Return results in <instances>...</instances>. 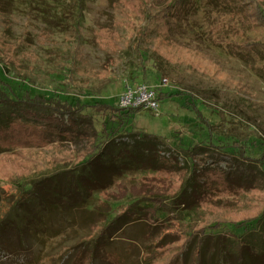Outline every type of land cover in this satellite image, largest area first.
<instances>
[{
  "label": "rangeland",
  "instance_id": "obj_1",
  "mask_svg": "<svg viewBox=\"0 0 264 264\" xmlns=\"http://www.w3.org/2000/svg\"><path fill=\"white\" fill-rule=\"evenodd\" d=\"M127 1L0 0V91L12 98L29 94L79 105L96 132L97 155L91 159V173H95L96 185H104L105 190L92 194L89 206L80 205L87 218L82 222L61 219L59 225L49 226L54 228L52 233L45 226L38 236L33 229L1 232L0 264H76L80 253L98 241L99 227L95 226L107 227L129 205L142 202L145 194L162 191L149 184L156 171L157 154L170 155L189 166L188 149L206 146L208 155H218V161L208 158L206 163L214 162L231 172L235 181H239L235 160L264 172V28L243 26L239 16L211 0H190V10L170 19L167 46L155 25L143 30L146 18H132ZM168 1L147 0L141 3L142 12L160 13ZM220 25L223 31L218 38L234 36L235 54L224 43L213 41L210 31ZM244 41L259 46L246 51L241 46ZM164 52L168 58L160 56ZM127 84H143L166 96L161 97L157 109L141 108L121 130L119 101ZM131 137L140 142L131 144ZM237 140L247 159L233 148L213 149L208 145L214 141L222 147ZM62 144L78 150L86 139ZM100 150L121 160L132 151L138 153L134 157L137 166L126 167L124 160L119 166L116 160L102 165ZM50 151L44 154L51 155ZM34 156L41 159L42 155ZM195 158L204 162L200 154ZM72 168L63 164L29 177L0 180V206L33 184ZM240 172H244L243 167ZM200 192H183L175 200L165 198L167 210L158 212V227L151 228L145 220L126 227L130 219L116 224L120 229L110 237H124L125 233L128 240L109 245L108 251L119 256L118 264H143L141 257L151 251L160 225L179 221L192 232L202 221L205 212L197 202ZM233 230V226L223 225L206 231L209 237L204 264H220L224 251L217 243L213 254L208 247L210 239L214 235L230 236ZM236 232L240 234L242 229ZM170 240L164 237L161 242ZM193 246L194 241L187 248L189 260ZM226 257L237 264L232 253ZM248 258V264H258L250 253ZM94 264L107 263L97 258Z\"/></svg>",
  "mask_w": 264,
  "mask_h": 264
},
{
  "label": "trees",
  "instance_id": "obj_2",
  "mask_svg": "<svg viewBox=\"0 0 264 264\" xmlns=\"http://www.w3.org/2000/svg\"><path fill=\"white\" fill-rule=\"evenodd\" d=\"M211 1L223 7L228 13L239 16L243 26L250 29L264 28L262 0ZM146 2L147 0L127 1V5L129 4L132 9V18L145 17L147 22L143 30H151L150 26L155 25L157 27L155 30L161 32L163 44L168 46L170 43L167 36L169 21L174 16L190 10V0H169L160 13L147 9L142 12L144 8L141 3ZM222 31V25L211 29L210 35L212 34L213 41L217 42V45L224 43L228 51L235 54L234 36L219 39L218 35ZM238 32L241 33L240 29ZM241 46L246 51H255L259 45L256 42L244 41L241 42ZM160 56L168 58L165 52ZM162 96L166 95L157 94L158 102L161 101ZM139 110L140 108H120L119 111L123 114L118 127L122 130L125 121ZM81 111L79 105L73 106L67 102L57 103L53 99L29 94L12 98L0 91V180L29 177L35 173L40 174L45 170H51L57 165L71 164L73 167L68 173L61 171L62 173L45 178L43 182L33 184L29 190L17 193L9 204H2L0 235L5 231L15 233L20 230L24 233L33 229V234L38 236L41 227L50 228L49 226H53V223L59 225L61 219L75 222L87 219L80 205L89 206L88 202L92 194L103 193L105 190L104 185H96L95 173H91L93 171L91 159L96 154L94 152L96 132L91 119L82 115ZM77 138L86 139V144L78 150L70 149L62 144L63 141H72ZM130 139L131 144L140 142L134 137ZM208 145L213 149L233 148L241 158L247 159L238 140L222 147L214 141H208ZM101 150L98 156L102 165L109 166L116 160L118 164L116 165L119 166V163L124 160L127 162L126 167L137 166L134 163V157H137L138 153L132 151L129 155H124L121 160L103 154ZM208 150L206 146L200 145L188 149L187 154L191 160L189 166L181 165L170 155L157 154L154 160L156 171L149 178V184L162 191H159V194H145L142 202L129 205L120 215L121 217L107 227L95 226L94 229L99 227L98 241L94 243L92 241L91 245L80 253L76 264H94L97 258L106 260L107 264H118L119 256L110 254L111 250L108 251L107 247L128 238L125 237V233H123L124 237L118 236L115 239L110 237L112 232L120 229L116 224L130 219L126 222V227L128 224L145 220L151 228L158 227V212L167 210L164 199L175 200L180 194L188 191H201L197 202L205 212L202 221L192 232L179 221L160 225V235L153 240L151 251L141 257L143 264H204L209 237L206 231L223 225L233 226L234 230L230 236L214 235L208 246L214 254L216 244L220 243L224 251L221 259L218 260L220 264H232L226 257L231 253L237 264H248V253L252 255L256 263L264 264V172L235 160V172L239 178V181H235L232 179L231 172L214 165V162L206 163L208 158L218 161V155L214 153L208 155ZM47 151H50L51 155L44 154ZM42 152L41 159L34 156H40L39 153ZM198 154L204 160L203 163H199L195 158ZM240 167L244 168L243 173L240 172ZM69 173L71 178H68ZM115 181V179L111 180V183ZM38 187L40 189H37ZM221 200H228L229 204L215 203ZM34 220L38 221L37 224H34ZM125 227L122 229L124 230ZM240 228L242 233L238 234L236 230ZM52 230H54L53 227L48 232L52 233ZM164 237H169L171 240L162 243ZM87 239L88 242L92 240L91 237ZM193 241L194 246L189 260L186 252Z\"/></svg>",
  "mask_w": 264,
  "mask_h": 264
},
{
  "label": "built area",
  "instance_id": "obj_3",
  "mask_svg": "<svg viewBox=\"0 0 264 264\" xmlns=\"http://www.w3.org/2000/svg\"><path fill=\"white\" fill-rule=\"evenodd\" d=\"M157 92L143 84L129 85L127 84L124 93L120 98V108H146L157 109L159 102L157 101Z\"/></svg>",
  "mask_w": 264,
  "mask_h": 264
}]
</instances>
